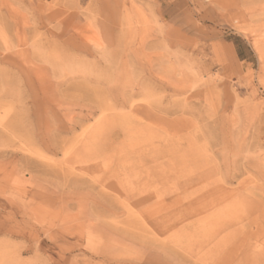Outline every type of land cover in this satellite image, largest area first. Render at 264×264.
I'll use <instances>...</instances> for the list:
<instances>
[{
	"label": "rangeland",
	"instance_id": "374dc122",
	"mask_svg": "<svg viewBox=\"0 0 264 264\" xmlns=\"http://www.w3.org/2000/svg\"><path fill=\"white\" fill-rule=\"evenodd\" d=\"M0 264H264V0H0Z\"/></svg>",
	"mask_w": 264,
	"mask_h": 264
},
{
	"label": "crops",
	"instance_id": "0c3cea01",
	"mask_svg": "<svg viewBox=\"0 0 264 264\" xmlns=\"http://www.w3.org/2000/svg\"><path fill=\"white\" fill-rule=\"evenodd\" d=\"M80 25L81 23L76 19V17L69 16L61 23L60 27L65 36H70L80 27Z\"/></svg>",
	"mask_w": 264,
	"mask_h": 264
}]
</instances>
